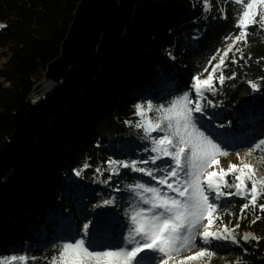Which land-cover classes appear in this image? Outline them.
Returning <instances> with one entry per match:
<instances>
[{"label":"trees","instance_id":"obj_1","mask_svg":"<svg viewBox=\"0 0 264 264\" xmlns=\"http://www.w3.org/2000/svg\"><path fill=\"white\" fill-rule=\"evenodd\" d=\"M118 1L117 16L101 35L96 51L71 67L52 93L36 100L34 87L59 57L80 0H0V24L6 25L0 28V259L22 255L28 245L31 257L39 258L35 263L47 264L57 248L43 249L38 229L50 228L49 217L54 220L67 210L74 212L73 194L67 193L70 182L96 188L105 180L121 181L124 188L141 182L140 176L132 177V172L122 169L119 181H115L118 176L109 180L107 164L109 158L137 159L134 153L151 148L143 130L134 127L139 120L134 105L148 100L166 105L186 91L193 93L192 78L218 49L231 43L224 37L239 31L234 27L237 6L229 0H211L208 13L202 0ZM250 31L254 35L249 36L244 54L245 60L249 55L252 59L247 64L239 56L236 64L227 60L224 74L235 73L236 78L226 79L223 86L215 82L216 95L207 97L222 108V123L228 126H239L250 114L255 116L263 129L261 138L252 131L256 143L264 139V80L260 79L264 77V60H260L264 33L256 28ZM250 80L259 82V91H252ZM163 84L169 85L165 95ZM126 144L130 153H121ZM85 162L90 167L76 176L74 170ZM98 167L102 175L96 172ZM245 202L239 197L222 201L223 223L235 227ZM257 214L261 219L253 224ZM74 216L78 233L91 219ZM239 225L240 244L208 247L215 256L206 264H264L257 241L249 245L241 239L246 233L264 236V213L250 209Z\"/></svg>","mask_w":264,"mask_h":264},{"label":"snow or ice","instance_id":"obj_2","mask_svg":"<svg viewBox=\"0 0 264 264\" xmlns=\"http://www.w3.org/2000/svg\"><path fill=\"white\" fill-rule=\"evenodd\" d=\"M229 2L237 6L234 27L239 31L224 37L225 42L230 40L231 43L223 50L218 49L208 60L204 70L192 78L190 88L195 94L194 98L186 91L166 105H155L151 100L134 105L135 115L139 117L134 127L143 130L144 139L151 143V148H145L144 151L153 155L131 161L111 158L107 161L109 180L111 176H119L120 169H130L133 173H141L156 182L151 185L148 182L136 181L125 186L135 200L131 203L130 210L125 209L130 226L123 237L124 245L102 249L95 247L90 239L95 226L88 220L83 223L80 233L75 237L55 245L57 251L47 258V264H193L203 260L210 262L215 253L204 247L205 245L210 246L213 240H231L233 244H238L236 229L240 226L239 220L246 218L250 209L254 214L257 209L259 213H264V203H258L264 199V176H258L256 168L241 158L238 152L236 156L239 164L229 163L227 169L219 167L218 171H210L213 166L219 165V158H226L229 152L210 134L206 135L205 131L201 130L205 127L201 119L206 115L205 109L219 107L218 103L213 104L205 94L216 95L215 82L223 86L226 79L236 78L235 73L229 76L224 74L226 61L231 59V63L236 64L237 56L245 60L244 49L249 47V36L254 35L250 29L256 28L258 32L264 33V0ZM202 6L205 13L210 12L213 7L211 0H202ZM219 11L221 18H225L224 10ZM4 27L6 25L0 24V28ZM169 55L171 56V53ZM217 57L219 59L213 65L212 61L217 60ZM251 59L249 55L245 64ZM260 60H264V57ZM205 73L206 78L201 79ZM260 79L264 80V77ZM248 84L253 92L260 90L258 81L250 80ZM150 113L154 115L150 116ZM125 123L129 124L130 121ZM154 132L162 135L153 137ZM255 152L261 153L259 159L264 163V139L253 144L245 155L251 156ZM157 161L163 163L157 164ZM149 164L156 167L140 166ZM89 167L85 162L81 169L74 170L75 175L81 176ZM96 172L103 174L99 167ZM229 175L233 176L231 182L226 179ZM103 183L107 184L108 180ZM113 191H121L119 184ZM225 197H239L246 201L240 206V215L235 227L223 223L221 210L225 205L220 201ZM117 199H104L102 204L94 207L112 206ZM226 214L232 215L231 212ZM260 219L261 215L257 214L251 222L254 224ZM217 221L221 226L213 231ZM241 239L248 242L259 241L260 238L246 233ZM197 247H200V250L194 251ZM189 252L192 254L187 255ZM147 253L154 255L148 256ZM38 259L23 254L12 255L0 259V264H29V260Z\"/></svg>","mask_w":264,"mask_h":264},{"label":"rangeland","instance_id":"obj_3","mask_svg":"<svg viewBox=\"0 0 264 264\" xmlns=\"http://www.w3.org/2000/svg\"><path fill=\"white\" fill-rule=\"evenodd\" d=\"M214 65V64H213ZM207 74L202 76L201 79L206 78ZM44 79V78H43ZM160 88H163L162 95H165L166 90L169 88V85H162ZM172 89V87H171ZM52 90V85L49 82H45L42 80L39 84L34 87V91L32 92L33 99H40L46 95V93ZM190 96L194 98V92L189 93ZM209 93H206L207 96ZM259 98L256 97V100ZM149 101V100H148ZM202 103H207V101H202ZM206 115L202 117L203 124L205 127L201 128L202 131H205L206 135H209L214 138L217 142L221 143L224 150L229 152V155L224 158H219V165L213 166L212 170H219V167H223L227 169L229 163L239 164L236 153L240 154V157L245 159L246 162H250L257 170L258 176H264V167H261V162H257L261 155L260 152H255L251 156H246L245 153L249 148L255 144L253 140H251L252 131H256L259 133L260 138L262 137L261 127L257 125L258 119L251 115L248 118L246 123L241 122L239 126H228V124L222 123L224 121V112H222V108L219 107H207L205 109ZM150 116L153 114L150 113ZM199 116V114H196ZM218 125H224V127H218ZM248 128H252L253 130L249 131ZM154 137L162 135V133L154 132L152 133ZM121 153L128 154L130 153V147L128 144L123 146L120 149ZM149 155H153L150 152L144 151L143 153H134V156L137 159H146ZM163 161H157V164H161ZM171 163V161H169ZM142 167H156V165H140ZM126 174L131 173L130 169H122ZM133 176H140L141 182H148L151 185H155V180H152L149 177L143 176L141 173H133ZM159 175V173H157ZM226 179L231 182L233 179L232 175L226 177ZM120 180L118 176L115 181ZM119 183H114L112 180L108 181L107 184L103 182H99L96 186H87V184H79L78 180H74L68 185V194H73V208L72 211H65L60 214L58 218L51 220L53 215H49V229L43 228L40 226L38 231L41 233V245L43 249H50L55 247L57 243H62L66 239L75 237L78 233L75 230L73 225V220L75 219V215L77 216H89L93 225L95 226L92 230L91 242L98 249L106 248V247H119L124 245L123 237L127 234V228L130 226L128 217L125 213V209L130 210L131 203L134 202L135 198L132 193L128 192L120 181L121 191H113V189ZM224 191H234V189H224ZM214 195V194H213ZM113 197H117L115 204L112 206H103V207H94V205L102 204L104 199H111ZM131 197V199H129ZM234 197L222 198V201L230 200ZM54 218V217H52ZM225 224V223H224ZM228 225V224H225ZM220 222L217 221V226L212 230H217L220 227ZM230 227V226H229ZM82 228V227H81ZM202 231V229H201ZM239 232L236 230V239L238 244H233L231 240H213L211 245H205L204 247H211L215 245V247H232L238 246L240 244L238 240ZM49 240V241H48ZM251 244V240L248 242ZM197 244H200L199 238L197 239ZM200 247L194 249V251H199ZM187 255H191L192 253H186ZM28 257H31V248L26 245L24 249V254ZM148 256L154 255L153 253H147ZM206 261L193 262V264H206ZM29 264H36L35 261L29 260ZM228 264V263H225Z\"/></svg>","mask_w":264,"mask_h":264},{"label":"water","instance_id":"obj_4","mask_svg":"<svg viewBox=\"0 0 264 264\" xmlns=\"http://www.w3.org/2000/svg\"><path fill=\"white\" fill-rule=\"evenodd\" d=\"M118 8V0H80L69 32L61 44L59 57L45 71L43 80L52 85V90L46 95L56 89L71 67L82 63L96 51L101 35L115 20ZM256 248L264 255V236L257 241Z\"/></svg>","mask_w":264,"mask_h":264},{"label":"built area","instance_id":"obj_5","mask_svg":"<svg viewBox=\"0 0 264 264\" xmlns=\"http://www.w3.org/2000/svg\"><path fill=\"white\" fill-rule=\"evenodd\" d=\"M217 23L219 22V21H216ZM212 25H214L215 24V22L214 23H211Z\"/></svg>","mask_w":264,"mask_h":264}]
</instances>
